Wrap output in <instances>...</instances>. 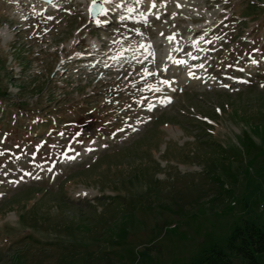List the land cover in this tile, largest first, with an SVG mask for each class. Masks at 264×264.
I'll use <instances>...</instances> for the list:
<instances>
[{"label": "rangeland", "instance_id": "374dc122", "mask_svg": "<svg viewBox=\"0 0 264 264\" xmlns=\"http://www.w3.org/2000/svg\"><path fill=\"white\" fill-rule=\"evenodd\" d=\"M79 1L0 0V264H172L234 223L264 264V0L110 2L144 31L115 47Z\"/></svg>", "mask_w": 264, "mask_h": 264}, {"label": "bare ground", "instance_id": "6f19581e", "mask_svg": "<svg viewBox=\"0 0 264 264\" xmlns=\"http://www.w3.org/2000/svg\"><path fill=\"white\" fill-rule=\"evenodd\" d=\"M56 1L57 0H54V3H52V0H20L19 5L22 8H26L29 11L28 16L22 18V20H23L22 23H24L25 25H28L30 28H32V27L35 28V26H36V29H38L44 23L49 24V25L56 24V21H54L53 19L47 18V17L45 18V15H44L45 12H48V11L53 12L56 15H59L60 13H62L63 7H59L58 4H56L57 3ZM73 1H75L76 3L78 2V0H71V2L66 3L65 6H70ZM85 1H86V6L83 9V11H85L87 13V9L89 8V6L94 4L95 1H97V0H85ZM117 1L120 2V0H102L103 8L101 9L100 14L88 16V24L93 23L96 26L103 27L105 29V32H104L105 34L110 36V34H112V33H116V34L118 33L121 35L117 39L108 40V42H105V46H107V47L108 46L115 47L118 44H122V41L124 40L125 36H132V35L136 36V35L144 33L143 28H130L127 25H124V24L122 25L120 23L121 21L118 22V21H116L117 19H115V18L112 19V16L114 14H113V12H110V11H112V8H113V6L110 5V2L115 3ZM79 2H81V4H82V0H80ZM148 4H150V3L148 2ZM37 6H40V9L36 10L35 8ZM120 7L122 9L124 8V6H122V5H120ZM128 9H132V8L129 7ZM152 12H153V10H151V9H149V13H147V14H143V13H136L135 14V12H133L131 14L133 16L129 17V15H127L125 17V19L126 20H129V19L145 20L146 16L154 14ZM78 14H82L81 8H80V10H78ZM87 15H88V13H87ZM36 21H37V23H35ZM114 21L117 24L118 29L113 31L111 28H109L107 26L109 25L110 22H114ZM199 31H201V29H199V28L194 29V35L198 34ZM170 34H173V32ZM195 44H196L195 42H193L191 44L192 47H194V48L192 49L193 53L189 55L190 57L188 59H185V57H179L178 58V56H183V55H181L179 52L177 53V50H174L175 55L172 56V64H174L176 66H183V65H186L188 63H194V62L198 61L199 58H201V57H197V54H195V50H197V48L195 47ZM188 46L189 45H185L183 47L182 51H185V48H187ZM85 50L88 51L86 56H84L83 58H78V59H76V61L87 63L86 61H89V59H92L94 56H97V51L95 48H89V49H85ZM200 53H201V55H203V52H200ZM170 58H171V56H170ZM129 66L130 65H128V64H127V66L124 65L121 68V70L125 71V69H127ZM107 70H109V68H107ZM111 71H113V68H111ZM157 87L158 86H156L155 88H157ZM165 103L166 102H163L162 104H165ZM75 157H76V155H74L73 157H71V156L65 157L63 159V162H65L67 160H71Z\"/></svg>", "mask_w": 264, "mask_h": 264}, {"label": "trees", "instance_id": "16d2710c", "mask_svg": "<svg viewBox=\"0 0 264 264\" xmlns=\"http://www.w3.org/2000/svg\"><path fill=\"white\" fill-rule=\"evenodd\" d=\"M240 232V227L234 223L228 233L222 237L221 243L215 239L202 240L197 250L186 261H173L172 264H235L229 251L236 240L242 238ZM245 248L242 249L243 254L254 261V253L264 252V233L258 229H251Z\"/></svg>", "mask_w": 264, "mask_h": 264}, {"label": "water", "instance_id": "95a60500", "mask_svg": "<svg viewBox=\"0 0 264 264\" xmlns=\"http://www.w3.org/2000/svg\"><path fill=\"white\" fill-rule=\"evenodd\" d=\"M99 9V5L95 4L93 7V13H95Z\"/></svg>", "mask_w": 264, "mask_h": 264}, {"label": "snow or ice", "instance_id": "6c2138e0", "mask_svg": "<svg viewBox=\"0 0 264 264\" xmlns=\"http://www.w3.org/2000/svg\"><path fill=\"white\" fill-rule=\"evenodd\" d=\"M153 7H155V4L153 3V5H152ZM129 11H132L131 9H129ZM121 19H124V17H121ZM168 102H170V100L168 101Z\"/></svg>", "mask_w": 264, "mask_h": 264}]
</instances>
